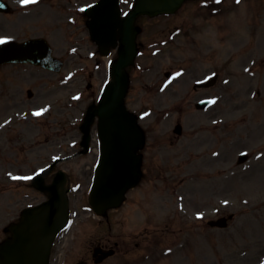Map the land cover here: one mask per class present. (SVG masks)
Segmentation results:
<instances>
[{
	"label": "rangeland",
	"instance_id": "obj_1",
	"mask_svg": "<svg viewBox=\"0 0 264 264\" xmlns=\"http://www.w3.org/2000/svg\"><path fill=\"white\" fill-rule=\"evenodd\" d=\"M10 1L16 9H20L16 2ZM62 2L58 0L53 7H60ZM226 3L228 12L208 18L210 27H204L203 31L202 26L197 27V31L194 28L193 33L188 34L189 37H198V40L191 42L185 34L175 37L173 43L165 46L164 52L168 55L169 49L175 54L182 51L184 55L190 54L195 58L196 45H212L215 54L214 71L220 73V82L213 92L217 96L226 92V97L216 99L207 110H192L187 116L186 127L191 126L193 129L190 132L193 131V134L180 143L170 144L167 137L171 117L159 122L153 116L148 119L146 124L153 127L154 132L148 141L153 143L158 140L161 144L155 143V149H148L147 153L144 151L148 161L144 165L147 180L129 190L126 201L102 217L101 225L96 220L98 217L91 216L87 210L89 180L83 182L77 194L73 191L70 195L73 218L65 232L68 239L64 245L65 250H70L60 255L64 249L62 244H57L53 257L57 256V260H60L58 264H71L75 261L77 255L85 250L86 235H94L96 232L103 238L111 235V239L124 240L129 244L127 253H117L100 264H264V0H226ZM48 7L39 4L33 7V12L10 14L1 24L8 27V35L20 33L19 38L45 34L53 44L55 54L67 59L69 33L63 29L59 31L57 24L54 25L57 29L53 31L54 26L51 25L60 16V8L56 12L48 10ZM256 11H262L257 20L251 17L246 19L244 14L251 16ZM38 15L39 22L36 23L34 19ZM160 19H153L154 22L147 26L158 28L166 35L163 28L168 21ZM193 22L197 23V20ZM255 23L257 26L253 27ZM211 31L212 38L208 37ZM148 36L144 34V37ZM153 36L154 30L150 32V37ZM151 46L159 48V45ZM146 59L163 61L159 55ZM168 59L169 56H166L163 63ZM105 61L103 58L101 73L94 84L95 90L106 76ZM190 65H197L195 59L191 58ZM67 68L59 74L48 76V79L60 78L66 74ZM167 69L169 67L166 63L159 67L158 73ZM39 75L37 73L33 77L36 87ZM5 76L9 92H14L17 87L24 88L31 81V73H22L20 66L0 67V81ZM0 96L6 102L1 93ZM42 96L38 89L35 100L42 101ZM18 99V96H9L8 108L1 116L3 118H0L1 124L11 109V112H15L13 108L20 107ZM163 100L159 98L154 101L152 98L148 104H162ZM169 102L164 101L165 104ZM7 120L10 129L5 132L6 135L1 132L7 143L4 144L3 137H0V187L8 189L13 197L5 196L4 199L3 195L0 203L9 201L11 208L8 210L15 207L11 214L17 219L19 207L34 204L44 198L24 178L21 180V175L34 174L36 167L43 162L41 158L47 156L42 153L54 151L49 156H56L60 148L41 142L35 158L29 160L30 156L25 157L24 152H21L18 159H15L17 148L22 149L16 144L19 136L17 118L11 119L8 116ZM39 124L41 126L43 123ZM53 128L59 126L54 125ZM41 129L45 130V127ZM24 136L22 134L21 137ZM243 151L249 152L251 158L239 165L237 154ZM5 173L20 178L14 183H11L13 177H7L4 181L3 177L8 176ZM74 174L78 176L79 171H74ZM74 212L78 216L73 215ZM230 212H234L236 217L229 227L213 229L207 226L209 219ZM134 219H138L135 225L131 223ZM72 232H77L73 242L70 241ZM6 233L0 230V239Z\"/></svg>",
	"mask_w": 264,
	"mask_h": 264
},
{
	"label": "water",
	"instance_id": "obj_2",
	"mask_svg": "<svg viewBox=\"0 0 264 264\" xmlns=\"http://www.w3.org/2000/svg\"><path fill=\"white\" fill-rule=\"evenodd\" d=\"M114 1V0H113ZM180 0H139L132 12V16L137 15L140 12L155 13L159 11H170L175 8ZM103 4H109L108 1ZM13 47V45H11ZM1 47V45H0ZM131 52L127 50L128 55ZM2 51H0V55ZM6 57H1L2 60H11V56L15 60L24 59V54H15L7 50L5 52ZM37 62L41 61L40 57H37ZM43 63V62H42ZM45 65V63H43ZM124 62L116 61L112 66V77L115 83L112 89L124 83L125 78L122 75V66ZM119 84V85H117ZM118 93L117 89L106 94V103L102 102V116L105 118L104 126H106V138L105 148L118 149L117 147L124 146L132 147L137 143V139L129 138L128 128L132 126L136 128L133 117L128 114L125 108L120 104V100H114L113 96ZM118 96L119 95L118 93ZM117 141L121 142V145L117 144ZM132 149V148H131ZM123 150V149H122ZM122 150L112 156L110 167L111 169L104 170L98 174L96 183L94 185L95 195L99 196V199H110L120 193L118 198H114L118 202L122 197V194L127 186H129V180L125 179V169L127 167L128 154L122 152ZM125 151V150H124ZM110 152H113L110 150ZM118 184L120 186L118 187ZM109 196V197H106ZM115 202V203H116ZM44 206L30 208L28 212H25L22 222L13 228V238L8 240L5 244L0 246V252L8 251L5 253V259L8 264H47V258L49 254V248L53 239V236L58 229L59 222H49L47 217L42 213L40 209ZM3 253V252H2ZM14 258H11V255Z\"/></svg>",
	"mask_w": 264,
	"mask_h": 264
},
{
	"label": "snow or ice",
	"instance_id": "obj_3",
	"mask_svg": "<svg viewBox=\"0 0 264 264\" xmlns=\"http://www.w3.org/2000/svg\"><path fill=\"white\" fill-rule=\"evenodd\" d=\"M20 2L22 4H25V3H35L36 0H20ZM0 43H3V39L2 38H0ZM177 75H179V74H177ZM37 114H39V113H37Z\"/></svg>",
	"mask_w": 264,
	"mask_h": 264
}]
</instances>
